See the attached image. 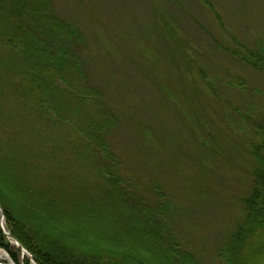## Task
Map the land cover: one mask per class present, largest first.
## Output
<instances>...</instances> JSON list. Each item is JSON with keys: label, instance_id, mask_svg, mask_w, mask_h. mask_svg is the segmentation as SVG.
<instances>
[{"label": "rangeland", "instance_id": "obj_1", "mask_svg": "<svg viewBox=\"0 0 264 264\" xmlns=\"http://www.w3.org/2000/svg\"><path fill=\"white\" fill-rule=\"evenodd\" d=\"M52 10L80 29L75 50L87 80L119 119L106 136L122 177L153 206L168 200L173 238L167 240L177 250L190 253L197 264H227L220 253L244 220L245 199L255 183L249 142L258 138L242 115L264 122V0H52ZM240 78L245 87L237 84ZM3 84L26 94L10 74ZM30 150L21 148L16 156ZM0 160V194L13 196L22 216L28 212L22 201L27 183L56 188L57 194L47 195L49 202L69 199L67 206L57 205V212H43L31 222L53 237L54 252L68 258L64 241L66 248L78 242L96 254L106 241L125 264H146L141 247L120 246L131 233L123 226L89 224L78 205L75 213L73 202L83 193L107 204L101 182L96 186L77 175V163L70 177L60 170L61 184L44 176L37 183L16 159ZM37 203L47 208L48 202ZM1 253L14 262L5 248ZM26 257L36 264L27 255L20 264Z\"/></svg>", "mask_w": 264, "mask_h": 264}, {"label": "trees", "instance_id": "obj_2", "mask_svg": "<svg viewBox=\"0 0 264 264\" xmlns=\"http://www.w3.org/2000/svg\"><path fill=\"white\" fill-rule=\"evenodd\" d=\"M10 21L13 24L9 30L0 29V50L5 56L0 59V159L7 156L16 159L15 165L37 183L44 176L65 184L63 178L74 173L71 168L77 163V175L91 178L96 186L101 182L100 193L107 204L83 193L73 202L76 214L78 205L89 224L110 222L116 229L123 226L132 235L127 234L120 246L141 247L148 255L146 264H197L190 253L177 250L167 240L173 238L166 219L168 200L153 206L134 191L133 181L122 177L106 136L119 119L107 107L100 90L87 80L82 56L75 50L82 41L78 26L55 14L52 0H0V26ZM7 59H11L9 65ZM8 74L21 82L27 90L25 95L3 84ZM239 80L237 84L245 87L244 80ZM242 116L248 119L247 124L253 125L258 138L249 142L256 159L252 170L255 183L245 199L246 216L220 257L227 264H264V122L251 121V115ZM24 147L31 150L19 158L16 155ZM66 153L71 158H66ZM26 160L37 163L27 166ZM49 168L54 169L50 176L45 173ZM60 170L63 178L58 176ZM27 185V199L22 200L28 207L26 217L17 212L10 193L0 194V248H5L16 264L21 262L22 249L3 230L2 213L6 231L32 255L36 264H125L123 258L109 251L110 244L106 241L96 254L78 242L66 248L64 241L61 245L67 249L68 258L54 252L53 237L38 231L31 222L43 216V212H57V205L67 206L70 201L62 196L49 202L47 195L57 194L56 188ZM71 190L77 194V186ZM37 201L48 202L47 208L40 209ZM137 237L145 238V242ZM134 258L139 261L136 253ZM24 263L30 264V259L26 257Z\"/></svg>", "mask_w": 264, "mask_h": 264}, {"label": "water", "instance_id": "obj_3", "mask_svg": "<svg viewBox=\"0 0 264 264\" xmlns=\"http://www.w3.org/2000/svg\"><path fill=\"white\" fill-rule=\"evenodd\" d=\"M0 206H1V205H0ZM9 236L11 237V235H9ZM17 244L20 245L18 242H17ZM23 253L29 255V253L27 252V250L24 249V248H23ZM0 264H10V263L5 262L4 260L0 259Z\"/></svg>", "mask_w": 264, "mask_h": 264}, {"label": "bare ground", "instance_id": "obj_4", "mask_svg": "<svg viewBox=\"0 0 264 264\" xmlns=\"http://www.w3.org/2000/svg\"><path fill=\"white\" fill-rule=\"evenodd\" d=\"M0 209H2V207H1V206H0ZM6 257H7V256H6L4 253H3V254H2V253L0 254V259H3V260H5V259H6ZM10 264H16V263L10 262Z\"/></svg>", "mask_w": 264, "mask_h": 264}]
</instances>
